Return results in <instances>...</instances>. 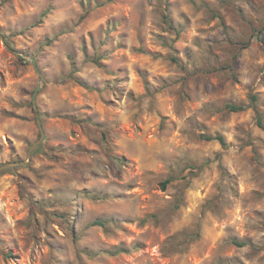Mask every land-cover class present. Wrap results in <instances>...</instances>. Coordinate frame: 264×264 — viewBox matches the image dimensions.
Here are the masks:
<instances>
[{
  "label": "rangeland",
  "instance_id": "1",
  "mask_svg": "<svg viewBox=\"0 0 264 264\" xmlns=\"http://www.w3.org/2000/svg\"><path fill=\"white\" fill-rule=\"evenodd\" d=\"M13 2L19 12L31 4V0H0V9L10 8ZM70 4L71 0H63V8ZM51 7L45 3L38 12L29 7V14L18 22L24 25L21 30L11 32L0 45V157H8L0 159V264H32L35 253L29 251L25 243L29 234L36 245L46 238L47 249L39 254L40 264H45V255L49 256L50 264H253V261L264 264V255H261L264 237L257 242L253 234L258 229L264 230L259 227L264 226V210L248 208L250 204L264 201V129L258 126L252 108L239 113L227 108L231 104L248 106L250 97L257 96L264 124V91L256 89L255 80L247 86L241 84L236 72L240 61L235 56L232 64L221 60L222 51L253 50L254 42L253 58H264V0H87V4L80 0L79 7L83 11L71 21L68 31L61 33L66 36L62 46L72 69L68 76L75 78V84L70 91L65 90L67 97L61 94V103L37 108L33 106L32 77L17 55L24 49L15 46L14 37L23 36L30 21L38 20L42 25ZM3 15L6 17L7 13ZM85 23L90 25L87 34L74 38L75 28ZM10 25L9 20L3 27ZM133 25V33L124 31ZM194 27L199 34L193 37ZM217 28L220 32L216 35H207ZM132 34L135 42L129 47L125 41ZM190 38L196 48H206L207 56L202 60L199 75L208 78L214 93L217 89L224 93L227 88L226 83L216 79V73H230L229 80L235 82V90L230 94L219 95L208 102L216 112L225 114L230 128H215L216 121L201 122L199 136L192 141L193 146L185 148L182 157L166 162L168 158L158 153L147 162L155 161L160 167L141 169L137 165L140 183L121 186L128 187L146 206L143 217L138 218L139 223L134 219L106 220L108 213L100 212L87 224L89 229H95L93 239L78 245V226L83 222L80 214L72 210L75 189L67 186V177L63 184L57 179L56 186L48 189L51 196L45 198L41 193V199L37 200L36 179H45L44 174L57 166L62 170L57 175H62L75 174L86 165L88 160L83 158L101 150L100 140L90 139L87 133L95 129L105 144L111 139L110 129L102 128L103 122L97 123L93 117H99L115 105L118 97L127 95L135 99L137 87L148 92V76L155 72L161 81L171 79L167 73L171 65H176L187 77L189 66L194 67L193 59L197 56L195 48L187 46ZM178 41L184 46L177 47ZM37 44L41 51L48 48L56 51L61 47L54 46L47 34L42 35ZM90 53L94 55L90 57ZM81 56L91 58L98 69V79L88 81L74 77L76 58ZM260 84L264 86V78L260 79ZM182 90L181 101L192 103V87L187 80ZM13 91L17 96L11 94ZM104 92L111 93V97L105 98ZM166 119L176 126L171 117L160 116L156 120L145 115L142 126L131 121L124 130L129 135L139 134L151 145L158 139L153 133L163 131ZM38 121L43 126V140ZM220 123H224L223 117ZM228 131L241 133L233 135L231 141H235L241 151L248 149L244 159L253 168L247 186L242 183L245 169L233 172L231 167L235 165L229 167L223 162L227 149L234 147L225 135ZM218 135L225 138L227 149L217 141L203 139V136ZM40 140L28 163L39 154L48 160L47 164L40 169L30 167L31 176L15 171L26 164L4 168L8 164L23 163L21 148H26L29 156L31 148ZM215 161L221 163L213 168ZM119 162L125 167L136 164L129 155H122ZM122 179V174L117 173L109 183L120 184ZM166 181L169 183L163 187ZM34 208L43 216V227L34 216ZM96 220L107 222V227L92 226ZM49 223L55 224L60 232L53 235L48 231ZM65 228L70 241L61 236ZM41 231L43 236L38 235ZM234 242L245 246L238 247ZM245 248L248 251L242 253Z\"/></svg>",
  "mask_w": 264,
  "mask_h": 264
},
{
  "label": "clouds",
  "instance_id": "2",
  "mask_svg": "<svg viewBox=\"0 0 264 264\" xmlns=\"http://www.w3.org/2000/svg\"><path fill=\"white\" fill-rule=\"evenodd\" d=\"M87 4V0H84ZM50 4L51 12L48 18L42 25L37 22H28L26 25L28 31L23 36H15L16 47L24 49L23 52H17L18 56H21L22 61L26 64V71L32 77L31 83L33 84L34 107L41 108L44 106H54L62 102V93L64 97H67L65 90H71L75 84V78H69L68 74L72 72V69L66 59L63 50V41L66 36L61 35L62 32H67L71 21L76 19L77 14L83 10L79 7L80 0H71V4L68 8H63V0H31V4L24 7L23 12L17 10L16 3L13 2L12 6L0 9V45H2L6 39H8L11 32H18L24 26L18 22L22 21L25 16L29 14V7L32 11L38 12L40 8L45 4ZM63 8V10H61ZM3 13H7L5 17ZM199 17H197L198 19ZM11 21V25H6L7 21ZM65 21L68 24H65ZM199 25H197L198 27ZM90 25L85 23L75 28L74 38L80 35H86ZM210 27V25H209ZM133 26L124 29L133 33ZM220 32L217 28L214 32H209L207 35H216ZM33 33L34 35H29ZM47 34L48 40L55 46L57 44L61 47L56 51H52L51 48L40 50L37 41H39L42 35ZM199 33L196 32L195 27L191 30V36H196ZM223 39V37H221ZM135 42L134 34L130 35L125 41L131 47V44ZM79 41L77 40V44ZM177 47H183V42L178 41ZM188 47L195 48L197 53L196 58L193 59V66H189L187 77L185 73L181 72L176 65L170 66V71L167 73L171 79L161 81L158 79L157 73L148 76V92H145L142 87H137V95L135 99H129L127 95L124 97H118L116 104L107 108L105 112L99 117H93V120L97 123H101L102 128L110 129L111 139L107 144L101 139L99 133L93 129L92 132L87 133L90 139L100 140L101 150L97 154H93L91 157H84L88 160V163L79 168L75 174L62 173L59 166L52 171L45 173V179H36V197L35 199H41V193L43 197L48 198L51 196L48 189L55 185L57 179L61 184L64 183L65 177H67V186L71 189H75L72 193L74 196L73 211L78 212L80 220L83 222L82 226H78L80 232V238L77 244L82 246L93 239V233L95 229H89L87 224L95 219L96 215L100 212H107L108 215L104 217L106 220L117 219L123 222L124 219H134L139 223L140 217H143L145 212V204L139 196L130 192L128 187H122L121 185H127L129 183L136 185L140 183V173L136 171V166L139 165L141 169L146 168H158L160 165L155 161L148 163L150 157L154 154L163 153L168 158L166 162H171L175 157H182L186 147H191L192 141L199 136L198 129L201 128L202 123H211L216 121L213 125L215 128H230L227 121V117L224 113L216 112L209 101L214 100L219 95L230 94L235 90V82L229 80L230 73L218 72L216 73V79L221 83H226L227 88L224 93H221L219 89L214 93L212 91V85L208 84V78H203L199 75V71L203 68L202 60L207 56L206 48H196L193 40H188ZM227 49V45L223 46ZM255 42L253 50H225L221 52V60L225 63L232 64L233 56L240 61V65L236 67V72L239 74L241 84L244 86L252 84L255 80V86L258 91H264V86H261L260 79L264 78V58L255 59ZM96 51H100V46L97 44ZM46 53H51L46 55ZM94 53H90V57ZM183 56V53H181ZM77 59V70L74 73V77H80L84 80L98 79V69L95 64L92 63L91 58L84 59L82 56ZM48 61H52L48 64ZM61 62L63 65L61 66ZM159 63V61H158ZM35 65V67H33ZM151 71V69H150ZM63 72L64 75H61ZM38 73V74H37ZM185 80L189 86L192 87V103L187 101H181L184 96ZM103 87V85H100ZM207 87L208 91L205 92ZM199 89V90H197ZM8 92V89L4 90ZM13 96H17V93L13 91ZM105 98H110L111 93L104 92ZM19 98V97H17ZM171 109H174L171 110ZM158 113L160 115H158ZM147 115L151 119L159 120L160 116L165 118L171 117L176 121L174 127L171 121H165L163 131L154 132L153 134L158 137L151 145L139 134L129 135L125 130V125L131 121L135 124L141 125V120ZM224 118V123L221 124V118ZM234 131L225 132V135L231 141L233 135H240ZM79 138V137H78ZM234 147H229L227 153L223 155V162H226L231 167L233 172H238L241 168L245 169L244 178L242 183L247 186L249 176L252 172L253 166L248 165L244 159L247 156L248 149L244 148L240 150V146L235 141H231ZM38 145H34V148ZM223 152V150H222ZM21 155L23 156V164L27 166H20L15 169L16 172L26 173L32 175L29 168L40 169L42 165L48 163L42 155H35L32 157L33 162L28 163L29 156L26 148H21ZM122 155H129L136 164H129L127 167L120 161ZM0 159L7 160L8 157H0ZM14 159V158H13ZM221 161H215L212 165L213 168ZM122 174L123 179L120 184H111L109 179L117 175ZM135 173V175L133 174ZM106 185L105 187H99ZM94 186H97L94 188ZM89 189L90 191L84 192L82 190ZM145 190L147 187L145 186ZM24 204L27 206L28 201L25 199ZM261 208L264 210V201L259 203H253L248 205V208ZM34 216L40 219L42 227L44 226L43 216L39 209L34 208ZM34 224V221H32ZM246 223L248 221H245ZM255 223V221H252ZM14 225V222H13ZM264 228V226H259ZM48 231L55 235L60 232V229L55 224L49 223L47 225ZM13 231L15 229L13 228ZM32 229H29V233ZM256 236L257 242H261L260 238L264 237V230H259L253 233ZM38 235L43 236L41 231ZM61 236L66 241H70L71 237L67 228L61 233ZM60 237H57L59 239ZM111 238V237H109ZM45 240H41L39 245H36L32 239V235L29 234L25 237V243L29 246V251L35 253L32 256V264H40L39 254L46 252L47 245ZM248 249H242L241 252H247ZM27 255V253H26ZM264 255V252L261 253ZM45 264H50L49 256H44ZM255 264V261H253Z\"/></svg>",
  "mask_w": 264,
  "mask_h": 264
},
{
  "label": "trees",
  "instance_id": "3",
  "mask_svg": "<svg viewBox=\"0 0 264 264\" xmlns=\"http://www.w3.org/2000/svg\"><path fill=\"white\" fill-rule=\"evenodd\" d=\"M83 18H85V16L82 17V19ZM166 20H167V23L169 24L168 15L166 16ZM257 102H258V97L252 96V97H250V105H248V106H245V105L238 106V105H232L231 104V105H228L227 108L232 113H239V112H243L249 108H252L257 115L258 126L264 129L262 115L259 111ZM203 139H205L206 141H217L222 146L223 149L228 148V144L226 143V140L223 136H220V135H218V136H203ZM168 183H169V181L164 182L163 187H166ZM35 206H36V204H35ZM92 226L107 227V222H104L101 220H96L92 223ZM234 244L237 245L238 247H244L245 246L244 243L234 242Z\"/></svg>",
  "mask_w": 264,
  "mask_h": 264
},
{
  "label": "water",
  "instance_id": "4",
  "mask_svg": "<svg viewBox=\"0 0 264 264\" xmlns=\"http://www.w3.org/2000/svg\"><path fill=\"white\" fill-rule=\"evenodd\" d=\"M34 103H35V101H34ZM37 116H38V119H39V111H37ZM38 125H39V129H40V131H41V134H42V137H41V140H43L44 139V137H45V135H44V131H43V126H42V124L38 121ZM41 140L39 141V142H37L35 145H38L40 142H41ZM36 148V147H35ZM34 146L31 148V151H30V153H29V157H31L32 156V152L34 151ZM19 164H23V163H21V162H18V163H12V164H8V165H6L4 168H6V167H9V166H15V165H19Z\"/></svg>",
  "mask_w": 264,
  "mask_h": 264
}]
</instances>
